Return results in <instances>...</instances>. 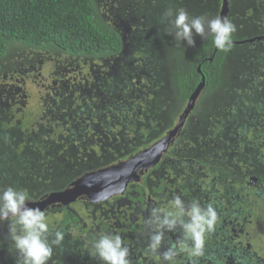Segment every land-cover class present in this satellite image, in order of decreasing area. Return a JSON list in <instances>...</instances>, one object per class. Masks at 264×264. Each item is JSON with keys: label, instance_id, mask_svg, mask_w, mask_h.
<instances>
[{"label": "trees", "instance_id": "1", "mask_svg": "<svg viewBox=\"0 0 264 264\" xmlns=\"http://www.w3.org/2000/svg\"><path fill=\"white\" fill-rule=\"evenodd\" d=\"M13 45H21L35 51L58 52L69 57L100 60L118 55L122 49V39L120 34L104 21L96 0H0V58L4 57ZM228 53L215 50L212 38L208 37L204 39L191 59L182 61L179 56H173L167 81L170 95L166 97L171 101V106L168 115L169 122L165 126H163V119L156 116L160 109H165V107L156 108L150 115L148 102L139 108L142 112H146L147 116L156 117L155 120L148 119V123H138L137 109L131 111L132 107L130 109L121 108L119 113L113 111L108 119H103L101 114L104 111L94 110L93 105L88 102L87 123L83 124L77 120L75 129L69 125V119L60 118L53 121L49 113L43 115L42 109L24 112L22 108L8 121L0 120V143L4 147L2 149L1 146L0 150L5 160L3 164L11 163L13 166L20 164L19 170L21 171H12L11 175L7 173L5 181L0 180V192L8 186H13V184L17 186L21 183L24 185L18 189L26 190L30 195V200H36L37 194L26 186L29 183L43 184L38 195L42 192L60 191L67 188L71 180L86 171H94L137 154L161 137L166 129L173 126L200 81L201 75L196 71L197 66H200L205 84L190 117L203 115L202 99L221 87V73ZM159 100L164 99L161 97ZM256 106H261V102L256 101ZM246 111L247 107H240L239 111L236 109L233 111L231 107V115L228 116L233 115L239 122L238 115ZM12 112L15 110L12 109ZM85 112V107L76 108V119H83L85 114L80 113ZM40 117L43 118L40 119ZM189 119L184 126L183 133L188 132L192 126ZM37 121L40 123L32 125ZM45 123H48L51 129ZM197 123L201 122L197 121ZM42 124L47 128L45 129ZM211 124L214 130L217 125ZM29 130L33 132L30 133L28 139L38 136V130L44 137L49 133L56 135L57 132H67L75 133L72 136L76 133H87V138L84 136L68 138L67 144L72 145H64L60 148V155L56 154L57 151L54 152L57 148L56 144H53L56 143V139H47L48 143L40 146L45 160L42 166L41 153L37 157L31 152L21 153L20 148L17 151L14 150L16 146L18 147L20 134ZM246 135L245 141L236 144L237 148L230 146L211 156L210 159L198 160L199 164L204 167V171L211 176L203 185L204 192L209 194L208 201L203 200V206L211 203L216 208L219 216L216 228L221 229L219 235L223 234L225 238L236 237L235 247L229 251H222L223 248L220 247L221 254L214 250L208 251V254L200 259L199 264H248L242 258L246 256L245 244H237L241 236L239 233L242 229L253 226L260 231L264 230V129L257 128ZM207 137L212 139L210 135ZM25 140L27 138L22 139L21 143H23L19 146H23ZM69 147L73 149L70 154L74 155L76 150L80 153L68 158L69 153L65 152V156L62 149ZM56 157L59 158L57 161H55ZM46 165L52 168L50 170L48 168L50 174L47 172L45 175L47 178L42 179L40 177L44 175L45 170L43 169ZM3 170L0 165V177L4 176ZM24 177H26L25 183H23ZM188 188L185 191L188 190L189 199H195L190 196L191 190ZM229 188H231L230 194L227 195ZM126 195L130 196L128 193ZM78 202L76 201L75 204ZM101 203L104 205L103 202ZM62 211L60 227H56L65 232V242L63 241L61 246H54L53 255L48 264L86 263L88 258H93L87 253L89 242L101 234L106 225L104 223L101 226L105 228H102V231L99 230L97 235L88 234L87 224L78 225L79 217L75 212L69 208ZM74 225L78 226V236L72 235L69 230L70 226ZM230 228L232 230L228 231ZM213 234L215 235L212 233L209 236ZM218 237L223 238V236ZM248 247L250 246L248 245L247 249ZM58 251L60 252L57 253ZM62 254L67 255L66 258H62ZM129 260L131 261L130 258ZM151 260L150 262V259H146L145 262L140 261L137 264H152L153 262L157 264L155 256ZM176 264H179L178 259Z\"/></svg>", "mask_w": 264, "mask_h": 264}, {"label": "rangeland", "instance_id": "2", "mask_svg": "<svg viewBox=\"0 0 264 264\" xmlns=\"http://www.w3.org/2000/svg\"><path fill=\"white\" fill-rule=\"evenodd\" d=\"M96 2L104 21L121 36V52L115 57L93 60L46 50L35 51L21 45L11 46L8 53L0 58V120L8 121L22 108L24 112L42 109L45 113H50L51 107H54L51 111L58 113L53 120H70L73 117L71 114L82 104L87 109V102L93 105L94 110L104 111L101 116L108 119L113 111L119 113L121 108L132 107L133 111L146 102L155 103L161 97L166 99L170 95L167 81L173 56H179L182 61L191 59L204 39L194 33L195 46L176 42L172 35L167 34L172 29L164 19V9L166 6V9L173 11L183 8L190 17L206 15L212 18L217 16L214 14L219 7L217 1L214 5L215 0ZM227 18L236 25L234 42L262 35L264 0H229ZM228 52L221 73V87L202 99L203 115L190 117L192 126L180 137L179 151L187 158L210 159L224 148H237L238 142L246 140V134L257 128L264 129V42H248L243 45L236 43ZM112 81L118 87L113 85L112 89H106ZM252 95L253 98L250 97ZM256 101H260L261 106H256ZM161 104L170 107L171 102L162 100ZM231 107L233 111L247 107L244 114L238 115L239 122L233 115L228 116L231 115ZM163 119L166 120L167 117L163 116ZM211 123L217 125L214 130ZM32 132L33 130L19 133L20 141L14 150L20 148L21 153H26L24 146L19 145ZM58 133L57 138L55 137L56 143L51 142L57 147L54 152L58 150L56 154L60 155V148L64 147L68 138H63ZM207 135L212 136V139ZM29 143L28 148L34 150V141L29 140ZM36 143L47 144L46 141H40V138L36 139ZM56 158L55 161L59 159ZM43 159L41 162H45ZM12 170H15L14 166ZM189 170L190 168L185 169ZM194 173L195 179L203 178V185L211 178L201 168ZM23 180L25 183L26 177ZM23 185L13 184L17 189ZM26 186L36 194L42 190L40 183H29ZM118 203L121 206L129 205V201L125 199ZM69 209L79 217L78 225L87 224V216H84L85 212L80 205H72ZM53 213L58 215L63 211L57 210ZM53 216H48L51 221ZM239 235L241 236L237 244H245L246 256L242 257L243 260L248 264H264V230L260 231L255 226L246 227ZM248 245L250 247L247 249ZM17 259V253L9 238L8 223H0V264H17Z\"/></svg>", "mask_w": 264, "mask_h": 264}, {"label": "clouds", "instance_id": "3", "mask_svg": "<svg viewBox=\"0 0 264 264\" xmlns=\"http://www.w3.org/2000/svg\"><path fill=\"white\" fill-rule=\"evenodd\" d=\"M164 19L171 25L172 35L179 44L195 46L194 33L202 39L212 38L214 47L228 52L234 47L233 34L236 25L227 17L206 15L190 17L183 8L166 9ZM29 193L13 186L0 192V223H8V234L17 253V264H48L54 246H61L65 232L52 224L44 210L28 207ZM97 203L100 201L97 199ZM219 221L213 204L202 206L193 199L187 204L176 195L163 208H152L144 221L148 230L146 251L156 257L157 264H176L177 257L184 255L189 264H199L206 255V239ZM181 231L176 243L160 251L165 233ZM70 232L78 236V226H70ZM87 253L101 264H131L129 248L119 233L104 232L89 242Z\"/></svg>", "mask_w": 264, "mask_h": 264}, {"label": "flooded vegetation", "instance_id": "4", "mask_svg": "<svg viewBox=\"0 0 264 264\" xmlns=\"http://www.w3.org/2000/svg\"><path fill=\"white\" fill-rule=\"evenodd\" d=\"M216 1H217V3L219 2L218 0H215V3H214L215 5H216ZM217 8L219 10V7H217ZM215 14L218 15V12H216ZM263 35L264 34L259 35V36H263ZM250 39H252V38H250ZM254 42H264V40L254 41ZM234 44H236V43L234 42ZM243 44H247V43H243ZM243 44H241V45H243ZM250 44H252V43H250ZM113 85L114 84L111 85V83L108 84L106 89H109V88L112 89ZM165 100H169V99H164V101ZM155 102L159 103L160 105H158L154 102L153 103L148 102V106L150 108V110L148 112L150 113V115L152 114V112H154V110L156 108L165 107L163 104H161V101L160 102L155 101ZM170 106H171V104H170ZM82 107H85V105L82 104ZM52 108L54 109V107L49 108L50 113L48 115L50 116V118H55L58 116V113L51 111ZM169 108L170 107H165V109H160V112H158L156 114V116L161 118V119H163V116L167 117L166 120L163 119V126H165L169 122V116H168L169 115ZM85 111H86L85 113H80V114H85V117L83 116V119H76L75 111L72 113V115L74 117H72L69 120V125L71 127H73V129L76 128L75 126L77 124V120L82 122L83 124H84V122L87 123V109H85ZM138 111H141V110L139 108H137V111H136L137 112V119H139L138 123H140V122L141 123H148L149 122L148 119L149 120H155V118H156V117L154 118L153 116H151V117L147 116L146 112H142V111L138 112ZM192 111L188 115L189 118H190ZM45 112L46 111L44 110L43 115L45 114ZM139 114H143V116H138ZM178 117L176 118V121L174 122V124L177 122ZM188 117L186 118L185 122L183 123V126L181 127V129L178 131V133L174 136V138L170 142L167 150L162 154L160 161L158 163H156L155 165L149 167L147 170H144L142 172H138L139 180L130 182L122 194H115V195L111 196L110 198H108L104 201H100L99 203H97V202L91 203L84 197L77 198L75 201L69 203L68 205H60L57 203H53V204L49 205L48 207H46L44 211L47 213L48 216H50V215L53 216L55 214V213H53V211L63 210V209L66 210L70 206L75 205L76 201H79L78 203L81 205L82 211L85 212L84 216H87L88 234L93 233V235H97L99 230L102 231L101 229L105 228V227H101L105 223L106 228L103 229L102 233L113 232V233H119L122 236L124 243L129 248V257L128 258L131 259L132 264H137L140 261L145 262L146 259H150V262H151L153 255L150 254L148 251H146L149 233H148V230L146 229V225L144 223V221L148 218V216L150 214V210L152 208H157V207L163 208V207H165L167 205V203L169 201H171L176 195H180L186 204L188 202H191L192 200L189 199L188 190L185 191V189H187L188 187H189L188 189L191 190L190 196L195 198V200L199 201L202 206H203V200L206 199V201H208V199H209V197H208L209 194L208 193L206 194L204 192V187L202 184L203 178L195 179L196 176H195L194 172L197 171V169H199V168L204 169V167L199 164L198 157L196 159L187 158L184 155H182L181 152L179 151L180 150V144H179L180 143V137L182 136V133L184 132V126H185V124H187V121L189 119ZM41 118H43V117H40V119ZM53 121H55V120H53ZM39 123L40 122L37 121V122H34L32 125L35 126V124H39ZM45 124H47V126L49 128V124L48 123H45ZM174 124H173V126H174ZM42 126H44V125L42 124ZM47 126H44L45 129L47 128ZM173 126L166 129L164 131L163 135L161 137H159L157 140L161 139ZM138 129L140 130V127H138ZM55 134H57V133H55ZM73 134H75V133H67V132H59L58 133V135L63 136V138L64 137L74 138L75 136H82V137L84 136L87 138V133H76L75 136H72ZM37 135L38 136H36L33 139L25 140V143L23 144V146L27 150V152H31L32 154H35L38 157L39 154L41 153L40 146H43V144L40 145L39 143H36V139L40 138V141H46L47 142V139L55 138L56 135L49 133V134H46V136L44 137L40 133L39 130L37 131ZM52 135H54V136H52ZM29 140H32V142L34 141V143H35L34 150L28 148V146L30 145ZM156 141H154V142H156ZM153 143H151L150 145H152ZM64 145H72V144H70V143L67 144V142H66V144H64ZM1 146H2V144H0V149H1ZM149 146L145 147L144 149L148 148ZM144 149H142V150H144ZM62 150H64L65 156H66V153H69L67 155L68 158H71L72 156H75L77 153H80L76 150V153L74 155L70 154V152L73 150L70 147L66 148V149H62ZM1 152H2V150H0V165L4 169L3 170L4 176L1 175L0 180L3 182L6 179L7 173H9L11 175L12 171H19V172H21V171L19 170L20 164L14 165L15 170H12L13 165H11V163L10 164H7V163L3 164V161H5V160H4V158H2L3 155L1 154ZM61 153L63 155V151ZM42 156L43 155L41 153V159H43ZM200 160H202V158ZM44 164H45V162H41L42 166ZM107 166H109V165H107ZM104 167H106V166H104ZM104 167H102V168H104ZM183 167H185V169L190 168V170L185 171V169L183 170ZM48 168H49L48 166L44 167L43 170H45V173L40 178H42V179L47 178L45 175L47 174V172H48V174H50L49 170L52 167H50L49 170H48ZM166 168H168V169H166ZM184 172H185V174H184ZM85 173H87V171L84 172L83 174H85ZM181 173H183V176L181 175ZM82 175H80V176H82ZM79 177H77V178H79ZM77 178H75V179H77ZM74 180H71V182ZM69 184H68V186H69ZM42 186H43V184H42ZM230 190H231V188L227 189V192H226L227 195L230 194ZM47 193L42 192L40 195L37 194L36 199H41ZM127 193L130 196H127L126 195ZM141 196H143V197L141 198ZM123 199L128 200L129 205H124V206L119 205L118 202L120 200H123ZM101 202H103L104 205H102ZM50 211H52V212H50ZM61 216H62V213H59L58 215L55 214V216H53V219H52V224L60 227L59 222H60ZM55 223H57V224H55ZM231 230L232 229L230 228L228 231H231ZM220 232H221V229L219 227H217L215 229V231L213 232V233H215V235L213 234L212 236H209V235L207 236L206 246H205L206 247V254H208V251H211V250H214L217 253L221 254L222 251H229L230 248L235 247L236 237L228 236L227 238H225V235H223V234L219 235ZM218 236H223V238L219 239ZM180 237H181V231L179 228H177L176 231L166 232L165 238H164V243H162V246H161V252L165 251L169 245L176 243L177 238H180ZM220 247L223 248V250L221 252L219 250ZM59 252L60 251H58L57 253H59ZM145 253H149V255L146 256ZM66 256H64V254H62V258H66ZM177 259L179 261V264H189L187 257L184 255L178 256ZM81 264H101V262L99 260H96V258H94V260H93V258H88L86 263L82 262ZM152 264H156V262L155 263L153 262Z\"/></svg>", "mask_w": 264, "mask_h": 264}, {"label": "water", "instance_id": "5", "mask_svg": "<svg viewBox=\"0 0 264 264\" xmlns=\"http://www.w3.org/2000/svg\"><path fill=\"white\" fill-rule=\"evenodd\" d=\"M228 12L229 0H219L217 16L227 17ZM260 40H264V35L235 43H253ZM196 71L201 75L200 81L189 96L177 122L161 139L126 160L83 174L63 190L49 192L41 199L26 202L27 206L32 208L39 207L41 210H45L46 207L53 203L68 205L81 197L86 198L91 203H95L97 199L104 201L115 194H122L130 182L139 180L138 172L147 170L160 161L162 154L167 150L170 142L194 109L205 84V78L201 73L200 66H197Z\"/></svg>", "mask_w": 264, "mask_h": 264}]
</instances>
